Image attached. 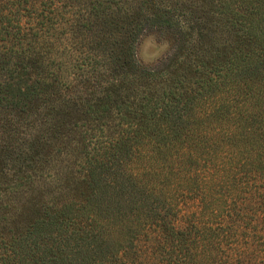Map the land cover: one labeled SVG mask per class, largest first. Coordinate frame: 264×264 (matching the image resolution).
Wrapping results in <instances>:
<instances>
[{
	"label": "trees",
	"instance_id": "16d2710c",
	"mask_svg": "<svg viewBox=\"0 0 264 264\" xmlns=\"http://www.w3.org/2000/svg\"><path fill=\"white\" fill-rule=\"evenodd\" d=\"M0 264H264V0H0Z\"/></svg>",
	"mask_w": 264,
	"mask_h": 264
},
{
	"label": "rangeland",
	"instance_id": "374dc122",
	"mask_svg": "<svg viewBox=\"0 0 264 264\" xmlns=\"http://www.w3.org/2000/svg\"><path fill=\"white\" fill-rule=\"evenodd\" d=\"M188 38V37H187ZM186 38V39H187ZM172 38H163L160 36H155V37H145L141 41H139L137 48H136V55L139 60V62L142 65H152L153 62H155L158 58H160L170 47L174 46ZM181 41L176 40L175 44H179ZM182 44V43H181ZM203 105V103H202ZM200 105L199 109H196L197 112L203 113L205 111V107ZM83 117V115L81 116ZM82 123L85 124H90V122H86L85 120H80ZM87 126L90 125H85V126H78L77 130L84 131ZM94 139V138H93ZM61 163H51L49 164V168L46 169V173H43V176L41 178H45L47 181L52 180V182L55 180L53 179L57 175L58 167L60 168ZM57 165V166H56ZM144 164H140L139 162H133L132 166H135L134 169L138 172H142V166ZM157 166V165H156ZM71 171V170H69ZM155 172V171H154ZM154 172H149L152 173V176L154 175ZM68 172L67 174H69ZM150 176V175H148ZM146 181V180H145ZM153 181V180H152ZM156 187L159 189L160 193H164L167 197L169 194L173 197L177 195L179 197V193H182L181 191H175L176 187L174 186L175 182H168L165 183V185H161L159 181H156ZM47 185V184H46ZM45 185V186H46ZM51 194V193H50Z\"/></svg>",
	"mask_w": 264,
	"mask_h": 264
}]
</instances>
